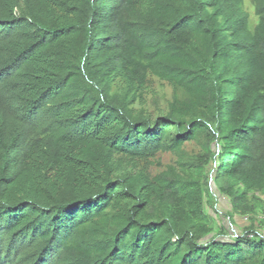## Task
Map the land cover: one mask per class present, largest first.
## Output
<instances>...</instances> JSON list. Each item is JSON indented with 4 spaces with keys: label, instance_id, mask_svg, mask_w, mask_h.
<instances>
[{
    "label": "trees",
    "instance_id": "obj_1",
    "mask_svg": "<svg viewBox=\"0 0 264 264\" xmlns=\"http://www.w3.org/2000/svg\"><path fill=\"white\" fill-rule=\"evenodd\" d=\"M0 264H264V0H0Z\"/></svg>",
    "mask_w": 264,
    "mask_h": 264
},
{
    "label": "rangeland",
    "instance_id": "obj_2",
    "mask_svg": "<svg viewBox=\"0 0 264 264\" xmlns=\"http://www.w3.org/2000/svg\"><path fill=\"white\" fill-rule=\"evenodd\" d=\"M156 98H157V103L158 106L160 108H164L165 107V102L166 100L169 99L170 96V89L168 87L163 88L162 90L156 88ZM148 107H150V109L154 108L153 106H150V98L148 99ZM216 209L218 211V216H219V220L222 221V223L228 228V234L230 236L234 235V234H238L239 230L235 227H230L228 220L225 218V213L226 211L229 209L228 203L227 201L220 197L219 198V202L216 206ZM245 222H240L241 226L242 224L244 225ZM246 224V223H245ZM239 235V234H238Z\"/></svg>",
    "mask_w": 264,
    "mask_h": 264
},
{
    "label": "built area",
    "instance_id": "obj_3",
    "mask_svg": "<svg viewBox=\"0 0 264 264\" xmlns=\"http://www.w3.org/2000/svg\"><path fill=\"white\" fill-rule=\"evenodd\" d=\"M244 221H246V219H244ZM249 237H250V238H253V235H250Z\"/></svg>",
    "mask_w": 264,
    "mask_h": 264
}]
</instances>
